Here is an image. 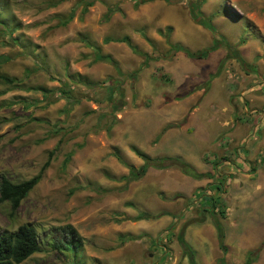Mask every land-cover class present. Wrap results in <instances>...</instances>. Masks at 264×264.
Instances as JSON below:
<instances>
[{
  "label": "rangeland",
  "instance_id": "obj_1",
  "mask_svg": "<svg viewBox=\"0 0 264 264\" xmlns=\"http://www.w3.org/2000/svg\"><path fill=\"white\" fill-rule=\"evenodd\" d=\"M137 1L96 0L87 6V0H0V75L15 79L0 81V180L17 183L41 172L13 215L0 203V234L20 225L37 233L40 251L20 264H188L175 239L181 227L194 263L217 264L221 253L202 204L220 223L225 264H244L264 240V0ZM188 1L200 3L203 18L231 47L219 46L215 62L216 54L206 61L188 58L193 77L213 64L201 86L209 89L207 114L221 108L217 122L192 143L201 147V168L213 176L191 187L187 179L171 177V170L179 171L174 167H149L127 181V167L141 164L131 148L145 140L139 129L147 126L133 121L150 107V93L169 83L163 76L170 78L172 57H163V34L170 26L164 18L172 7L187 15ZM113 6L118 11L102 21ZM124 36L138 52L151 57L154 48L159 56L146 61L134 80L129 75L144 58L125 43H103ZM95 48L115 62L119 75L108 63L94 61ZM233 48L239 61L231 57ZM106 86L113 87L110 101ZM146 145L139 150L150 153L153 144ZM215 182H224L223 194L209 188L211 201L194 196L198 187ZM138 212L156 217L131 220ZM65 225L82 240L76 254L52 248L62 242L58 228ZM125 235L136 239L119 243ZM251 264H264V245Z\"/></svg>",
  "mask_w": 264,
  "mask_h": 264
},
{
  "label": "crops",
  "instance_id": "obj_2",
  "mask_svg": "<svg viewBox=\"0 0 264 264\" xmlns=\"http://www.w3.org/2000/svg\"><path fill=\"white\" fill-rule=\"evenodd\" d=\"M188 15L189 11L188 14L185 15L177 7L170 8L169 14L164 18L165 20L169 21L167 23L170 25L166 26L165 28L173 27L174 29L172 32L171 28V31L168 35L170 43L177 44L190 52H197L211 47L213 44V37L211 33H207L203 27L191 26L189 20L190 16ZM179 26H181V28ZM190 31L192 34H190ZM176 34L184 35L181 36V41L183 43L181 41H174ZM124 37L129 39L128 36ZM184 43L190 45L185 47L186 45ZM221 49V47H218L217 49L209 52L205 58L199 59V61L211 59V57L216 54L215 58L213 59V62H215L217 56L221 57ZM184 63H188L189 66L183 69ZM198 64L199 67H201L200 63ZM201 64L202 67L206 65V63L203 62H201ZM212 65L213 64H209V67L206 71L211 69ZM192 66L193 62H191L183 52H176L171 57V63L168 65L170 78H167L162 74L168 80V85L164 87H157L156 92L150 93L148 97L150 107L146 110L141 109L138 112L140 116L135 117L133 121L138 122L143 126L147 125L146 127L139 129L140 135H143L145 140L139 139L140 141L136 142L139 145L137 146L138 148H134L148 157L157 156L178 158L182 162L188 164L192 169H194L196 173L210 174L206 170H203V168L200 166L198 157L201 152V147L195 143L199 142L201 134L205 130L204 128L207 124L213 122L214 120L217 122V119L214 115L216 112H219L221 104L210 108L212 111L209 110L210 114H207L206 108L209 106L208 103L211 102V99L209 101L206 100V94L208 93L209 89L204 91L203 87L201 86V83H205V79L207 78V75H205L206 71L199 70V73H194L198 74L197 76H189L191 73H193ZM190 77L193 78L190 79ZM199 78L202 79V82L200 83L197 81ZM140 96L141 95H139V97ZM209 115L212 116L209 117ZM227 125H229V123H227ZM141 140L144 141L143 144ZM148 141L150 144H153L152 148L150 149V151H152L147 153L146 151L144 152L139 150L141 148L146 149V143ZM194 141L195 143L192 144ZM140 165H142V162ZM165 170L169 171L168 168ZM170 173L171 177H175L178 181H184L187 179L188 181H186V185L191 187L200 186L201 183H203L200 182L201 180L211 179H193L183 175L180 171H178V174H176L174 170H171ZM135 215H137V213Z\"/></svg>",
  "mask_w": 264,
  "mask_h": 264
},
{
  "label": "trees",
  "instance_id": "obj_3",
  "mask_svg": "<svg viewBox=\"0 0 264 264\" xmlns=\"http://www.w3.org/2000/svg\"><path fill=\"white\" fill-rule=\"evenodd\" d=\"M94 1H96V0H87L86 5L91 6ZM150 1H153V0H139L136 3L140 4V3L150 2ZM162 1H164L166 3H170V1H172V0H162ZM177 1L178 0H176V2ZM200 1H202V0H199V2ZM199 2L188 1L187 7H188V11H189V16L195 24L202 26L204 29H207L208 31H210V33L212 34V37H213V44L209 48H205V49L197 51V52H190L187 49H185V48H183L177 44L170 43L168 34L170 33L171 28L167 27L164 31L163 37H164L165 42L168 46V50L165 52L163 57H171L176 52H183L190 59H203L206 57V55L209 52L217 49L219 46H222L226 49L231 48L229 46V44L227 42H225V40L222 38V36L213 28V26L210 23V20L203 18L202 14L199 10V6H200ZM113 11H118V9L115 6L108 8L106 10V14H104V16L102 17V21H107L110 17V14ZM69 19H70V16L67 17V19L63 23H66ZM110 41L125 43L126 46L131 50V52L133 54L141 56L144 58L143 62L139 66L138 70L129 75V78L131 80H134V78H136L137 72L146 65V61H148L149 59H156L159 57L154 48L152 51H153V54H155V55H152L151 57H148L145 54L138 52L137 49L129 43V40L127 37H122L120 39H113V38L103 39L104 44L108 43ZM234 49L235 48H233V55H231V57L233 59H235L236 61H239L240 57L237 55V52H235ZM95 50L97 51V53L93 57L94 61L108 63L109 65H111L113 67L115 73L119 75L120 73L116 67L115 62H113L110 59V57H108V56L100 55L97 48H95ZM0 81L3 83H6V84H12L13 82H15V79L9 78V77L4 76V75H0ZM84 85L90 86V84H87L85 82H84ZM106 89L108 90L107 99L110 101V99L112 98V95H113V91H112L113 87L112 86H106ZM111 106L114 110L118 109V106H116L115 104L112 105V103H111ZM53 151L54 150H52L48 153L47 160L42 165L41 171L47 167V165L49 163V159L53 155ZM131 151L141 160L142 165H140L138 168H134V167H130V166L127 167L128 174L125 178V180H127V181L139 179L140 177H142L145 174V172L147 171V169L149 167H154V168H158V169L174 167V168L178 169L183 175L190 177V178H193V179L211 178L213 176V175L208 174V173L207 174H198L188 164L182 162L181 160H179L178 158H175V157L150 158V157L146 156L145 154L137 151L135 148H131ZM69 157H70V155L68 154L64 158L63 164H66L68 162ZM212 170L215 172L214 174H216V164H212ZM40 173L41 172H39V174L35 175L34 177H32L28 180L20 181L17 183H11L10 181H8L7 179H4V178H2L0 180V203H7L8 204L10 215H13L16 212L21 200L25 198L27 193L40 180V177H41ZM217 177H219V176H217ZM221 177L224 179V181L226 180L225 176H221ZM215 183H211L205 188H198L195 191L194 196L197 199H199V201H204V198H206V197H207V199H209L211 201V197L206 196V194H205L206 191H209V188H213L219 194H223L224 193V185H223L224 182L220 183V184H218L217 182H215ZM201 211L205 212V213H207V215H209V217L211 218V221H212L213 228L215 230L216 245H217L218 250L221 253V257L218 259L217 264H225L224 263V254L226 252V248L223 244V234H222V229H221L220 223L215 218L213 209L209 208L208 205L206 206L205 204H202V210ZM154 217H156V216H151V215H148L147 213H144V212H138L134 218H131V220H133V221L134 220H148V219H153ZM202 219L203 218H201V220ZM183 230H184V227H181L179 232L175 236L176 242L180 246L182 253L187 257L188 264H195L193 253L190 250V248L188 247V245L184 242ZM58 231L60 232L63 240L59 244H53L52 248L57 249V250H63V251L68 250V251L76 254L82 246V240H81L80 236L76 233V231L70 225L62 226V227L58 228ZM135 239H136V237L130 236V235L118 236L119 243H123L125 241H131V240H135ZM263 245H264V240L258 246L257 249L251 250L250 252H248L246 255V259H245L244 264H251L254 261L258 250ZM39 251H40V248H39L37 233L32 226L20 225L15 229V231H13L11 233L3 232L0 234V264H20L21 262H23L24 260L29 258L32 254L37 253Z\"/></svg>",
  "mask_w": 264,
  "mask_h": 264
}]
</instances>
